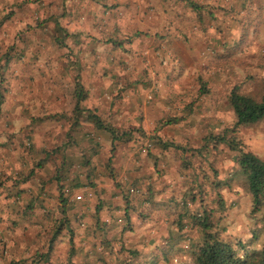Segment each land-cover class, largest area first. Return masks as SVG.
Instances as JSON below:
<instances>
[{"label":"rangeland","instance_id":"rangeland-1","mask_svg":"<svg viewBox=\"0 0 264 264\" xmlns=\"http://www.w3.org/2000/svg\"><path fill=\"white\" fill-rule=\"evenodd\" d=\"M100 1L107 10L117 5ZM68 8L64 0H0V48L9 59L0 70V190L8 174L15 176L11 182L24 180L34 190L14 198L23 204L7 214L8 227L32 218L24 228L44 253L60 216L62 184L74 232L71 258L78 256V264H193L190 247L201 231L191 216L203 212L224 241L264 245V218L250 212L251 197L235 158L243 150L264 159V119L235 126L228 102L234 86L261 97L264 0H219L188 25L182 13V19L174 18L178 24L171 34L177 37L166 57L140 51L131 43L132 33L120 37V27L112 29L111 23L89 51V44H80L84 38L56 32L55 22L72 19ZM71 41L79 44L64 55L75 72L72 80L58 81L57 42ZM35 44L41 48L40 67L34 56L24 59ZM76 78L85 93L99 89L100 118L119 136L113 144L110 133L85 120L88 113L73 112L72 97L63 98L65 110H58L56 88H73ZM113 110L126 116L120 111L113 118ZM120 190L132 195L127 219ZM32 199L33 207L25 209ZM79 219L87 220L84 233L89 229L98 240L92 255H85L83 238L75 236ZM60 231L68 234L64 226ZM56 251L61 264L65 248Z\"/></svg>","mask_w":264,"mask_h":264},{"label":"crops","instance_id":"crops-1","mask_svg":"<svg viewBox=\"0 0 264 264\" xmlns=\"http://www.w3.org/2000/svg\"><path fill=\"white\" fill-rule=\"evenodd\" d=\"M64 1H66V3L69 5L68 11L71 13L72 19L69 20V17L65 20L62 17L60 23L56 22L57 25L61 27V29L56 30V32H60L62 35H64V32H66L68 37L72 35V38H77L78 40L83 38L85 40L87 38L85 41H81L80 44L84 46L89 44L87 48L89 51L95 49L98 40H101L102 36H104L106 33L107 24L111 23V28L113 25L116 26L112 29L120 27L119 30L122 32L120 37H124L123 35L125 33H129V35L132 33L131 43L135 47H138L140 51H148L152 54V57L156 53L161 54L162 57H166V51L170 49L171 40H173L172 37L175 36L174 34H171V32L173 31L176 24H178V19L174 18L177 16L179 17V15L184 13V17L185 20H187L186 22L188 25V21H190L191 18L196 16L197 20V13H204L205 10L211 12L213 6L216 5V1L219 0H190L196 4V7L191 6L188 3V0H108L114 1L117 4L112 10H107V6L104 4L105 2L102 4L100 0H89L92 2L90 5L85 4V1L88 0H83L80 2L81 5L79 6H75L74 3H72L75 0ZM179 4L181 5L180 8H178ZM201 5H204L202 9L200 8ZM113 17H115V19H113ZM182 17L183 16H180L179 18L182 19ZM172 19H174V21H172ZM196 20L194 22L193 28L195 33L200 28L199 23H196ZM186 29V32H188V30H192V27ZM82 35L87 36L85 38ZM124 43H120L121 48L126 46ZM78 44L79 41L65 42L64 44L57 42V52L54 60L56 61L55 64L57 68L58 81H63L64 78L67 80H72V78L68 79V77L73 75L75 70L72 69V64L70 65L68 63L67 55L64 54L67 51L66 48H74ZM27 48V51L29 52L25 54L26 57L24 59H27L29 56H34L37 62L36 65L40 67L41 65L38 63H42L43 60L42 54L38 53V50L41 48L36 44L35 46ZM4 53L3 47L0 48V62L2 59H4ZM73 53L75 52H72V54ZM73 59L76 61V58ZM154 63L157 64L159 62L154 61ZM76 81L79 80L76 78L74 82ZM73 88H68L66 91L61 89L59 86L56 88L54 93L58 98V110H65V106H63L61 103L63 98L66 97L67 100H69V97L70 99L72 97L74 101ZM99 92L100 91L98 88L94 87L93 89H90V91L86 93V97L83 99V101L80 102V106H83L85 109H91L95 111L100 117L102 115V108L99 105V98H101ZM120 111L123 112V116H126L124 114V110ZM120 111L113 110V118H117L120 115ZM83 113L87 112L83 111ZM11 177L15 178V176L10 174L3 177V179H7L4 180L5 187L3 186L4 188H1L0 190V192H5L3 193V197L0 200V264H37L39 262H36L35 258L37 248L35 246L34 239H32L33 232L29 237V228H24L28 221H32V218L22 225H12L14 226L13 228L8 227L9 218L7 214L10 213L12 208H16L17 205H20L19 207H21L23 204L21 201H14V198L20 199V194L21 196L28 194V191L31 190L28 186V183H24L23 180L11 182ZM18 189H24L25 191L15 196V190ZM7 190L10 191V196L9 194H6L8 192ZM33 191L31 190V192ZM115 191L117 192L118 190L115 188ZM121 202H124L123 199ZM13 214H15V212ZM17 216L20 217L19 214H17ZM22 218L27 217L24 215ZM78 221L80 226L79 228H75V236H79L80 239L83 238L82 242L86 247L85 255H92L94 252L93 244L97 243L98 240L92 238V232H90L89 229H86V232L84 233L82 226L87 224L86 219L83 221L79 219ZM151 237L152 236H150V238ZM150 238H145V241ZM59 245H62V247L65 248L63 262L61 264H67L69 261L72 264H78L79 260L80 263H82V260L76 255L75 257L69 259L66 249V245L69 247V241L68 238L64 236L59 237L54 243L53 250L50 253L49 261L47 263L39 264H59L58 252L56 251Z\"/></svg>","mask_w":264,"mask_h":264},{"label":"trees","instance_id":"trees-1","mask_svg":"<svg viewBox=\"0 0 264 264\" xmlns=\"http://www.w3.org/2000/svg\"><path fill=\"white\" fill-rule=\"evenodd\" d=\"M188 1L191 6L196 7V4H194L190 0ZM55 28L56 30L61 29V27L58 26L56 22ZM64 33V35H67L66 32ZM8 61V58L4 59L3 64L0 65L1 70L7 66ZM79 82L80 81H76L73 85V96L75 101L73 112L79 113V115H81L83 111H86L88 114L85 116V120L93 123V125L98 128V130H103L110 133L112 136L111 139L113 144L115 140L119 139V136L116 134V130L112 126L107 127L95 111L85 108H82L83 111L80 110V102L86 97V93L84 92L83 87ZM1 96L2 94L0 93V102ZM228 96L229 105L231 106L235 116V126H248L264 119V83L263 91L259 99H255L249 95L238 92L237 87L235 86L232 87V90L230 91ZM74 123H77V120L74 121ZM126 133L127 132H123L121 135H124ZM218 140L225 142V138L223 136L218 137ZM112 144L111 147H113ZM235 158L238 164V174L241 176L243 184L245 185V188L251 197L252 206L250 208V212L253 214L258 213L260 217L264 218V159L258 157L250 151L243 150H239ZM23 191L25 190H15V196ZM67 192L68 189L64 188L62 184L58 185L57 195L59 200L58 208L60 211V216L55 226L56 228L53 230L51 238L48 241L49 243H47L46 251L39 254V250H36V262L47 263L49 261L50 253L52 252L53 245L55 243L53 241L58 235H65L68 238L70 247L68 256L69 259L74 253L73 250H70L73 247L74 232H72L73 230L69 225V220L66 214V204L68 200ZM120 192L123 201L126 204V206L123 207V210L124 215L127 219L128 207H133L130 206L132 205V195L130 193L133 191L129 192V190H120ZM6 194H9V196L11 195L10 191H8ZM21 197L22 196L20 194L19 198ZM149 201L152 202L151 199H149ZM33 202V199L30 200L26 204L25 209L33 207V205L35 204ZM96 212L97 209L95 210V213ZM191 219L193 220V222H195V224L200 228L201 231L200 238L197 241L192 242L190 247L191 250L189 260L192 261L193 264H264V245H262L260 248H253L250 247V242L245 243L241 240H238L232 243L224 241L221 237H219V234L217 232L211 230V224L208 220V214L205 212H203V214L192 215ZM62 226L66 228L68 234H66L65 232L60 234V228Z\"/></svg>","mask_w":264,"mask_h":264},{"label":"built area","instance_id":"built-area-1","mask_svg":"<svg viewBox=\"0 0 264 264\" xmlns=\"http://www.w3.org/2000/svg\"><path fill=\"white\" fill-rule=\"evenodd\" d=\"M149 98V96H147ZM131 191H134L133 189H131ZM76 198H81L80 195H77Z\"/></svg>","mask_w":264,"mask_h":264}]
</instances>
